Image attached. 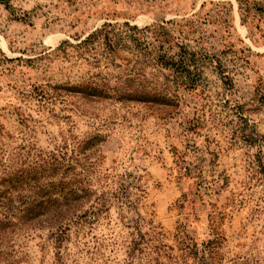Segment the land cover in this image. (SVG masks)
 Instances as JSON below:
<instances>
[{
	"label": "rangeland",
	"instance_id": "obj_1",
	"mask_svg": "<svg viewBox=\"0 0 264 264\" xmlns=\"http://www.w3.org/2000/svg\"><path fill=\"white\" fill-rule=\"evenodd\" d=\"M250 1L246 17L239 0H0V180L63 152L53 180L91 194L61 243L47 222L7 233L13 264H264V0Z\"/></svg>",
	"mask_w": 264,
	"mask_h": 264
},
{
	"label": "trees",
	"instance_id": "obj_2",
	"mask_svg": "<svg viewBox=\"0 0 264 264\" xmlns=\"http://www.w3.org/2000/svg\"><path fill=\"white\" fill-rule=\"evenodd\" d=\"M239 1H241L242 9L244 5L247 6L248 9H245V16L248 17L250 9L253 8L251 1ZM252 3L260 4V2L256 1ZM257 11L260 13L264 10L260 9ZM112 25L111 23H106L105 28ZM124 26H130V24L126 22ZM130 29L134 31H146L150 30L151 27L147 26L139 30L135 26H130ZM95 34L97 32H92L82 42L89 41ZM108 38V33H105V39L111 47L112 44ZM181 48V51L184 53L190 52L185 45H182ZM156 60L159 65L171 70H177L180 64L177 60L171 58V56L168 57L164 52L158 54ZM184 69L185 73L190 72L188 65ZM195 85L192 84L191 87H195ZM147 98L150 101L164 100V98L153 95ZM66 164L71 165V162H69L65 153L59 152L58 154L49 153L45 156L41 155L39 161L35 162L34 165L23 166L21 164L18 169L12 168L10 170L11 166L6 165L9 169L5 172L6 176L0 180V240L4 239L9 232L13 233L15 230H20L21 232V230L32 227V224L42 225L47 222L56 229L57 241L61 243L62 238L66 236L69 230V226L65 220L72 221L69 213L73 217L75 215L78 216V214H74L75 209L80 205L82 200L87 199L91 195L89 189L82 186V181H74L75 178L67 180L66 175H62L59 180H53V176L57 173L58 168ZM199 175L195 176L200 178L197 180L198 193L202 192L201 188L204 187L203 185L206 180L204 176L200 177ZM208 183L212 184L213 179L208 180ZM219 238L220 236L214 242H217ZM0 246L3 247L1 242ZM10 255L12 254L0 249V264H13L9 258Z\"/></svg>",
	"mask_w": 264,
	"mask_h": 264
}]
</instances>
